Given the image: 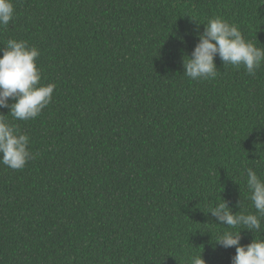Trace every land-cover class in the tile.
I'll return each mask as SVG.
<instances>
[{
    "label": "trees",
    "instance_id": "obj_1",
    "mask_svg": "<svg viewBox=\"0 0 264 264\" xmlns=\"http://www.w3.org/2000/svg\"><path fill=\"white\" fill-rule=\"evenodd\" d=\"M13 3L0 48L37 47L41 84L56 88L34 119L0 108L35 155L0 163V264H232L235 247L215 242L228 229L207 212L223 200L255 212L246 170L264 178V64L253 76L217 56L215 79L192 80L183 57L216 17L264 47V0Z\"/></svg>",
    "mask_w": 264,
    "mask_h": 264
},
{
    "label": "clouds",
    "instance_id": "obj_2",
    "mask_svg": "<svg viewBox=\"0 0 264 264\" xmlns=\"http://www.w3.org/2000/svg\"><path fill=\"white\" fill-rule=\"evenodd\" d=\"M15 7L13 0H0V28L13 20ZM204 31L198 33V43L187 60L183 57L184 74L192 80H210L218 75L215 58L219 56L223 65L237 69L244 67L249 75H255L264 64V47H257L245 38L238 26L220 17L204 23ZM0 108H10L13 120L27 121L41 114L53 99L56 85L41 84V71L37 64L40 51L25 40L9 39L0 48ZM14 101L9 103V101ZM0 114V163L13 170L25 167L35 158L30 150V137ZM264 165L258 161L257 168ZM246 186L255 212L241 210L233 213L228 203H218L207 213L215 218L214 225L224 226L216 243L224 248L235 247L232 264H264V238H254L247 245L241 244V230L254 231L264 237V178L252 168L246 170ZM226 225V226H225ZM211 232V231H210ZM256 237V235H255ZM187 264H206L201 253L191 255Z\"/></svg>",
    "mask_w": 264,
    "mask_h": 264
}]
</instances>
